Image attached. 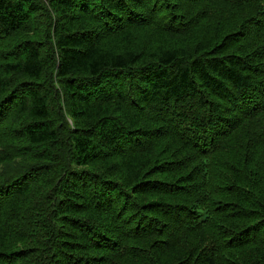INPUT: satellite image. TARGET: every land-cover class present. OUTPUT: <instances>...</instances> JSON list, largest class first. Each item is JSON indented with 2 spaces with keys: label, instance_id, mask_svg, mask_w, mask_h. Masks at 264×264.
Wrapping results in <instances>:
<instances>
[{
  "label": "trees",
  "instance_id": "obj_1",
  "mask_svg": "<svg viewBox=\"0 0 264 264\" xmlns=\"http://www.w3.org/2000/svg\"><path fill=\"white\" fill-rule=\"evenodd\" d=\"M0 264H264V0H0Z\"/></svg>",
  "mask_w": 264,
  "mask_h": 264
}]
</instances>
